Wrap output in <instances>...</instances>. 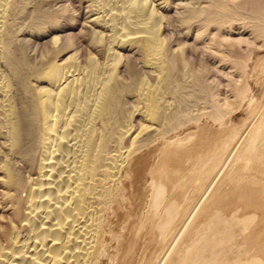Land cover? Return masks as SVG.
Segmentation results:
<instances>
[{"label":"bare ground","instance_id":"6f19581e","mask_svg":"<svg viewBox=\"0 0 264 264\" xmlns=\"http://www.w3.org/2000/svg\"><path fill=\"white\" fill-rule=\"evenodd\" d=\"M249 41L264 0H0V264H131L121 232L184 215L155 220L164 184L212 186L229 161L157 264H264V116L236 148L215 80L244 99Z\"/></svg>","mask_w":264,"mask_h":264},{"label":"rangeland","instance_id":"374dc122","mask_svg":"<svg viewBox=\"0 0 264 264\" xmlns=\"http://www.w3.org/2000/svg\"><path fill=\"white\" fill-rule=\"evenodd\" d=\"M249 42L250 43H247L245 45V46H247L246 48L250 47L249 48L250 50L248 49V52L251 51L252 48H254V47L255 48L252 49L254 51L250 52V54H252V56H251V60L249 61L250 63L248 62V67H247L248 70L246 71V76H245V80H246L247 86H248L247 89L249 90V92H247L248 91L247 90L245 92V94L248 93V95L244 94L245 97L243 95H241V96H243L244 99H242L241 102L237 101L238 98L240 97L239 95L241 94V91H240L241 89L239 88V87H241L240 86L241 83L239 81V78H236V77L233 78V77L230 76V74H227V72H225V74L224 73H222V74L219 73V75L215 79L217 81L216 92H217V96H218L217 97L218 103L223 108L226 107V105L224 104L225 103L224 100H225V98L228 97V95H229L228 93L230 92V94H233V95H230L231 97L228 98L229 101H230V104H231V106L228 109H230V113L231 112L232 113H231V115L229 113V114H227L225 116V117L228 118V116L230 115V117L228 119L224 118L226 120V121L224 120L225 121L224 125L226 127L227 126L233 127V129L238 132L239 136L237 138L239 139V141H240V138H241L240 143L236 147L238 149L240 148L241 143H243L244 140L247 138V136H248L247 134H249L250 130L252 129L251 127L253 125H256V122L258 123L260 121V119L264 116V46L263 47H259L260 44H253L251 41H249ZM251 43L253 45H250ZM261 48H263V49L261 50ZM252 76H253L254 79L252 78ZM258 79H260V81ZM229 83H231V84H229ZM229 85H230V87H229ZM237 85H239V86H237ZM232 87L235 88V90H237L236 93L234 92L235 90L233 91L234 93L230 91V90H233ZM238 91H240V92H238ZM237 92L239 93L238 94L239 97L235 95V94H237ZM235 97H238V98H235ZM252 106H253V108H252ZM255 106H256V108H255ZM254 109H255V111H253ZM252 113L255 116L250 115ZM227 120H228V122H227ZM227 123H229V124H227ZM247 126H248L249 129L247 128ZM246 129H247L248 132L246 131ZM236 154L237 153H235L234 156H236ZM229 162L226 163V167L224 166V168H223L224 170H222L220 172V174L218 175L216 180L211 184L212 186H210L209 184H203V185L200 186V184H198V180H195L194 182L186 184L183 187L182 190L180 189L181 190V192H180V190L175 189V185L173 183L164 184V187H165L164 199H163L162 203L159 204L160 206L156 207L155 209H153L151 211V212H153V214L155 213L154 214V217L156 218L155 220L157 221L158 219H160L168 208L176 209L180 213H182V211H183L182 214H184V215L178 217L177 220L175 219V220H173L171 222L170 228H169V235L167 234V236L165 238L162 236L161 232H159L157 230H154V234H153V232L151 233L152 228L151 227L147 228L146 226H143V228H142L143 232L140 233V235H139L140 237H137V238H134V236H132L133 229H131V228H129V230L125 229L123 232H121V234H122V236L124 238V242L125 243H129L128 244V252L131 255V258H130V260H131L130 262H132L131 264H138V263L139 264H144V263L148 264V262H149V264H151V263L152 264H157L159 262L157 260V258L162 256L160 254H161V252L163 253V251H162L163 250V246L165 244H166V246L169 245V242H170V239H171V235L175 234L176 231L182 226V223H183L184 219L188 218L190 216L192 217L193 214L199 213L198 211H200V210H198L196 212L195 209H198L199 207H200L199 209H201V207L209 200V198L211 196H214V194H215V197H216V195L218 194L217 193V187L219 186L220 182L222 181L223 176L226 173V171H228V169L231 167V162L230 163ZM227 167H229V168H227ZM165 171H167V170L160 169L159 171L154 172L153 180L154 181L159 180L161 178V176H163L164 173H166ZM253 177L255 179H260L259 178L260 176H258V175H255ZM142 181H144L143 178H142L141 182H139L140 184L134 186L135 189L139 188L138 191H135V193L133 192L134 193V197L136 198L135 202H136V205H137V207H136L137 210L135 209L134 218H135V220L137 222H138V220H139V222L141 221L140 224H138V226H137L138 228L143 225L142 224L143 219H145V215L147 214V212L149 210L148 209L149 206L147 205L148 201L146 200V195H147L146 192L149 191V185L146 184L145 181L144 182H142ZM141 184H142V186H141ZM225 193H226V191H224L223 193H219L220 195L222 194L221 195L222 199H223V196H224L225 199L226 198L228 199V196H229V198L232 197V193H230L229 191H227L226 194ZM228 193H230L231 195L230 194L227 195ZM181 194H183V195H181ZM184 195H185V198H184ZM221 197H219L218 199H220ZM187 204H188V206H187ZM182 205H183V207H181ZM185 205L187 207H189V205H190V207L188 208L189 210L186 208ZM235 207L237 208L238 205L234 206L233 208H235ZM233 208L231 210L233 213L230 211L231 213L229 212L230 213L229 215L236 214V215L239 216L241 214V216H242V214H243L242 212L243 211H242L240 206L238 207L239 209L238 208L237 209H233ZM248 213L249 214H254V213H251V212H248ZM248 213L246 212V214H248ZM193 216H195V215H193ZM129 235H131L132 238ZM153 235H154V238L152 240L151 236L153 237ZM148 238H150V239H148ZM151 240L154 241V242H152ZM166 246H164V248ZM155 248L158 251H156ZM251 249H249L250 251H248L249 255L250 256L252 255L254 257L255 256L253 254V253H255L254 252V248H251ZM150 259H152L151 262H150ZM143 260H144V262H143Z\"/></svg>","mask_w":264,"mask_h":264}]
</instances>
